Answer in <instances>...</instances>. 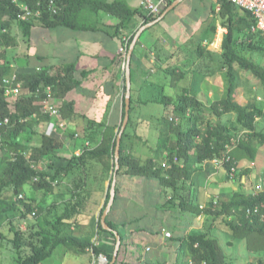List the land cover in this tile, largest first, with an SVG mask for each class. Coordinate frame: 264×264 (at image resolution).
<instances>
[{"label": "trees", "instance_id": "1", "mask_svg": "<svg viewBox=\"0 0 264 264\" xmlns=\"http://www.w3.org/2000/svg\"><path fill=\"white\" fill-rule=\"evenodd\" d=\"M26 3L33 10L39 9L41 15L32 21H21L17 18L18 6L13 0H0V118L8 116V124L0 127L1 148L9 153L5 158V165L0 174V228L8 223L14 232L13 242L19 252L22 248H28L27 254H18L15 264H39L50 257L58 246H64L75 254L83 255L90 248L96 255H104L109 264L112 260L116 238L113 232L105 230L100 222L101 215L110 197V185L106 193L104 205L100 210L99 217L95 220L97 233L109 237L108 242L103 239L95 243L90 237H79L70 232V228L78 225L80 217L83 215L85 207L86 168L89 162L103 161L112 159V171H114V152L116 147L117 134L120 131L122 121L125 115V102L123 96L122 102V120L118 126V131L114 133L113 128L105 126L102 139L98 145L93 148H84L79 154H73L66 159L65 164L56 167L54 172L37 168L36 164L45 156H49L59 151L63 147V142L46 134V128L51 117L44 112L41 104L45 99L44 87L50 86L53 90L62 89L68 91L73 87L80 85V80L72 77L71 66L65 67L64 74H50L46 70H40L33 74H17L18 80L26 86L29 91H35L41 87L37 96L22 97L16 101L14 110L10 112L9 101L4 95L3 79L11 74V64L7 59L6 51L9 48L18 45L16 31H13V25L23 31V36L28 37L33 26L55 27L64 26L74 30H97V22L87 21V16H98L100 13H106L118 18L115 25V34L119 30L131 32L127 43V50L133 40V37L139 29L138 22L141 19V26L155 20L169 6L173 0H169L159 14L153 15L145 13L142 8H131L125 0H53L57 12L53 13L50 7V0H17ZM220 5L218 15L222 26L227 30L221 43L222 68L226 69L227 90L225 95L219 100L206 105L196 96L184 94L177 100L168 98L164 101L165 105L173 104L178 108L182 115H186V121L191 124L189 128H183L179 124L165 121L163 137L159 140V147L168 150L170 156L167 159V168L157 166L153 159L148 158L144 162L133 159L124 152L123 143L127 135V128L131 124V112L134 105L133 88L131 87V99L129 120L123 131L120 142L119 168L116 176L127 175L130 178L138 179H156L159 184L172 191V195L165 202L174 204L178 200L177 206L182 212H189L195 216L202 213L211 215L213 219L221 218L230 229L232 236L236 239L245 240L246 247L251 252H264V191L256 194H249L237 190L232 195L223 200L220 208L211 210H201L193 205L190 200L191 187L195 186L196 177L199 175L203 163L215 158H221L227 151V147L232 144L233 136L227 130L224 124H208L200 130L197 126L202 122L203 112L209 111L220 117L227 113L236 115V130L242 132L240 139L230 152L231 160L224 164L229 173L230 167L235 166L236 160L242 154L253 158V141L264 144V131L256 129L258 119L264 117L262 108L254 103L241 105L234 100L235 89L237 87V76L235 66L250 71L253 75L264 82V68L249 60L239 53L234 46V31L238 29L246 30L249 37L258 36L262 41L260 32H252L253 19L247 11L238 8L228 0H217ZM15 29V28H14ZM251 49H264V46L258 44H248ZM166 72L169 70L166 69ZM172 77L178 79L185 72L171 71ZM126 91V86H125ZM71 103H64L60 107L61 117L71 120ZM189 110L190 114H185ZM35 114V116H33ZM69 118V119H68ZM41 127L42 130H41ZM30 131L33 135L40 136L38 144L31 146V153L26 156V143L20 140L19 134ZM174 136V137H173ZM199 142H195V137ZM193 151V152H192ZM108 167H110L108 165ZM236 167V166H235ZM69 177L73 185L70 188V194L58 210L57 203L50 204L42 208L34 197L27 200H17V195L21 193L25 186L32 184L36 190H52L53 180L58 176ZM239 180L240 174H238ZM37 178V180L35 179ZM237 180V178H234ZM188 182V184H187ZM14 191V195L8 196V191ZM187 190L185 195L182 194ZM114 203L107 215L106 222L113 229L118 231L121 237V246L117 259L114 264L121 262L120 257L122 248L125 245V235L110 216L114 212L118 201L120 200L119 182L117 178L115 188ZM144 204V202L142 203ZM257 212L247 214V210ZM45 212L43 221L36 220L21 229L17 222L28 219L33 212L37 214ZM39 213V214H40ZM38 214V215H39ZM236 215L233 220H227L226 216ZM132 223V222H131ZM125 225V222L122 223ZM149 232L147 229H141ZM111 237V242H110ZM175 242L179 243L182 254L191 260L193 264H225L226 255L223 252L218 238L209 231H199L189 233L186 237L172 236ZM100 240V239H99ZM108 245H112V250H107ZM256 264H264V257H258Z\"/></svg>", "mask_w": 264, "mask_h": 264}, {"label": "rangeland", "instance_id": "2", "mask_svg": "<svg viewBox=\"0 0 264 264\" xmlns=\"http://www.w3.org/2000/svg\"><path fill=\"white\" fill-rule=\"evenodd\" d=\"M168 1L169 0H165L164 5L161 6V10ZM165 20H167V18ZM13 26V31H17L15 24ZM226 32L227 30L224 29L223 37ZM129 33L126 34L125 44L121 49L123 55V72H125L126 68L127 43L131 36V32ZM18 35L23 36V31L20 30L19 34L17 33V36ZM215 37L208 40L206 46H209L211 50H218V53L205 50L204 48L205 52H212V54L207 55L206 59L203 58V61H206L205 67H207L205 73L212 80L211 86L206 89L207 97L205 96L203 98L206 105H210L213 101L222 98L226 93L228 85L226 69L222 68V41L220 45H217V43L213 44L216 42ZM261 38L262 41H259L258 36L249 37L246 30L239 31L236 29L234 31V46L239 50V53L264 68V49L253 50L248 47L250 43L262 44L264 46V36H261ZM22 41L26 43L25 39ZM23 42H21V44H23ZM23 48H19L21 51L18 50V52L16 51L17 48L6 51L7 59L11 64V74L8 75V77L14 73L23 74L25 72L21 68L17 69L21 66L18 61L23 58ZM186 52L188 53V51ZM189 63L190 62L186 64ZM191 65L193 66V70L186 71L185 74L191 72L194 74V77H199V74L204 73L202 62L196 63V61H194ZM166 69H169V71L166 72ZM172 69V64H166L164 70L156 72L151 86L137 85L134 87L131 81V87L134 91V105L131 112V124L127 128V135L123 143L125 154L131 158L141 162L151 158L157 166H163L164 168H167V159L170 154L168 150L159 147L158 143L160 138L163 137L162 132L164 130L165 121L170 122L172 118V122L179 124L183 128H189L191 124L189 121H186V115L183 116L182 113L178 111V108L174 106V103L165 105L164 101L168 98L177 100L180 96L187 93L194 96H196V94H202V89L199 86H190L187 79L183 80L172 77L169 73ZM36 72V70L33 71V73ZM235 73L237 76V87L235 89L234 100L241 105L254 103L260 106L264 111V82L250 71L241 69L238 66H235ZM197 82L199 83V80ZM124 92L125 82L123 79L120 88L121 99ZM33 95H38L36 90L29 91L28 88L26 86L23 87L22 84L19 96L16 98L5 96L9 101L8 107L10 112L14 110L17 100L22 97ZM44 95L48 96L45 91ZM56 102L55 97L53 100L48 97V103L45 105L42 100L41 104L43 107L56 106L59 109V104ZM185 114H190V111L187 110ZM121 118L122 114L117 117L106 115L99 118H87L85 115H79L66 121L67 123L64 127L56 125L50 131L46 128V132L49 136L63 142V147L54 154L45 156L40 160V162L36 164L37 168L53 173L56 167L65 164L66 159L73 154H80L84 148H93L98 145L102 139L105 126L113 128L114 133H116L121 123ZM51 121H53L54 124L57 123L56 118H51L50 122ZM217 122L226 126L227 130L230 131L233 136L232 142L236 144L242 132L236 130V115L234 113H227L218 117L209 111H204L202 122H199L197 126L202 130L208 124H215ZM40 128L42 130L43 127L40 126ZM256 129L264 131V117L257 120ZM18 137L27 145L25 152L26 156L31 153V146L38 144L40 141L39 134L31 137L29 130L22 132ZM194 141L199 142V138L196 136ZM252 147L254 149L253 158L243 154L237 158L235 163L237 172L234 177L229 175L225 166L216 167L211 161L203 163L199 175L196 177L195 186L190 189V200L193 205L199 207L201 210H215L220 208L221 202L228 199L234 191L240 190L249 194H256L264 191V144L253 141ZM9 155V153L5 152L0 147V174L5 165V158L9 157ZM112 162V159L89 162L86 168L88 178L85 187L88 197L85 201L83 215L80 217L78 225L70 228V232L74 235L79 237H90L91 241L97 244L101 241V245H103V239L106 235L97 233L95 220L100 215V210L104 205L106 193L110 185V179L113 175L111 168ZM108 165L110 167H108ZM238 174H240L241 180H239ZM116 178H118L119 182L120 200L110 218L119 225L125 235V245L122 248L120 257L121 262L119 264H189V260L186 259L181 251L179 254L173 255V257L168 255V251H170L174 245L172 236L175 235L171 229L173 225H177L175 229H177V234L181 235H183L184 231L190 226L196 227L191 230L192 232L209 231L213 236L218 238L219 244L227 257L225 264H256L258 257H264V252H251L247 249L245 240L234 238L229 227L222 222L221 218L213 219L211 215L205 213H202L201 217H198L189 212H182L177 206L178 200L174 201V204H166L165 202L172 195V191L163 188L158 180L132 179L127 175L116 176ZM234 178H237V180ZM244 178L245 180L243 181ZM51 185L53 188L52 190L46 188L36 190L32 184H28L16 198L18 201H22L27 200L29 197H34L43 209L50 206V204L57 203L59 207L58 210L60 211L62 207L60 203L69 196L73 182L69 177L61 175L56 177ZM186 193L187 190L182 192L183 195ZM7 194L11 196L15 193L9 190ZM20 194L22 197H20ZM130 201H132L134 205L136 204V206V202H144L146 205L140 207L142 208L140 212L138 209L127 215V206ZM39 213L40 212L37 210V214H30L28 219L17 222V225L20 228L23 226L21 229H25L26 226L36 220L37 216V220L40 222L43 221L45 212ZM236 215L237 214H234L223 218L230 221L235 219ZM138 220L140 221L137 223L136 221ZM123 222H125V225L122 224ZM133 225L143 226L145 229L149 230L150 235L140 237L137 240L128 238L127 231L129 228H133ZM10 227L11 225L6 223L0 228V264H15V259L18 254L24 255L27 254L28 251V248H22L19 252L17 251L18 249L13 242L14 232ZM164 230L170 231L171 237L164 239L162 243H160L161 246H159V241L162 240L159 236L163 234ZM158 238L159 241H157ZM162 246L164 247L162 248ZM61 247L63 246L58 247L53 255L45 260V263L53 261V263L56 264L59 260L58 256L61 253ZM107 247V250H112L111 244L108 245L107 243ZM74 258L79 259V264H102V258L105 260L104 264L108 263V259L103 254L96 255L91 248L85 254Z\"/></svg>", "mask_w": 264, "mask_h": 264}, {"label": "crops", "instance_id": "3", "mask_svg": "<svg viewBox=\"0 0 264 264\" xmlns=\"http://www.w3.org/2000/svg\"><path fill=\"white\" fill-rule=\"evenodd\" d=\"M125 1L131 8H142V0ZM152 1L157 2L158 0ZM219 9L220 5L217 0H183L162 20L145 29L135 44L130 61L133 86H151L155 73L164 70L166 64L173 65L172 71L186 72L193 70L191 64L194 61L202 62L204 73L199 74V77H194V74L188 72L178 79H187L190 86H199L202 94H196V97L205 103L203 98L212 80L205 73L207 67H205L206 61H203V58L206 59L207 55L212 54L213 51L218 53V50H211L206 45L208 40L215 36L216 42L213 44L219 43L220 45L225 29L218 15ZM143 11L147 13L146 10L143 9ZM86 20L97 22V30H74L64 26H33L28 37L18 35V45L9 49L17 48L18 52L24 47L23 58L18 61L21 66L17 68L24 70L23 74H33L35 70H46L50 74L62 75L65 67L73 68L72 77L80 80L79 86L68 91L62 89L55 91L50 86L44 87L46 93H48L47 87H50V93L45 99L49 97L53 100L55 97L56 103L59 104V111L64 103H71L70 119L79 115H85L87 118H99L106 115L117 117L122 114V102L125 95L124 92L122 99L120 98L123 79L125 82L121 49L129 31L121 29L116 35L115 25L119 20L106 13L87 16ZM141 22L140 19L139 26ZM20 30L17 29L16 34H19ZM23 39L26 43L22 41ZM204 48L212 52H205ZM188 62L191 64H186ZM136 203L137 206L132 201L128 203L127 215L133 213L134 210L141 211L142 203ZM133 226L127 231L128 238L137 240L150 235L149 232L141 230L145 229L143 226ZM176 226L173 225L171 228L174 235L185 237L196 228L190 226L181 235L177 234ZM159 238L162 240L159 241ZM159 238L157 241L161 246L160 243L166 238L163 234ZM104 240L108 241L109 237L105 236ZM179 253V243L174 241L168 255L173 257ZM77 256L79 255L63 246L56 264H79V259L74 258ZM45 260L39 264H54L53 261L45 263Z\"/></svg>", "mask_w": 264, "mask_h": 264}, {"label": "built area", "instance_id": "4", "mask_svg": "<svg viewBox=\"0 0 264 264\" xmlns=\"http://www.w3.org/2000/svg\"><path fill=\"white\" fill-rule=\"evenodd\" d=\"M234 5H236L238 8L247 11L250 16L253 19V25L251 27L252 32H260L264 34V0H228ZM13 2L16 3L18 6V12H17V18L21 21H32L33 19L39 17L41 15V11L39 9L33 10L30 8L29 5L23 2H18L17 0H13ZM165 0H159L158 2H154L152 0H142L141 7L146 10L148 13L157 15L161 11V6L164 5ZM50 7L52 8V12L56 13L57 8L55 6V2L53 0H50ZM3 85H4V94L5 96H10L12 98H16L21 93L22 89V83L18 80V76L16 73L12 74L9 77H5L3 79ZM41 92L40 88L36 89V93L39 94ZM47 94L50 93V87H47ZM44 104L46 105L48 103V98L43 99ZM43 110L45 113H47L51 118H56V124L51 121L47 127V130L50 131L52 128H54L56 125L59 127H64L66 125V119L61 117L60 111L56 106H44ZM35 116V114L33 115ZM172 119V118H171ZM10 121V118L8 116H5L3 118H0V127L8 124ZM47 133V132H46ZM48 135V133H47ZM1 133H0V141H1ZM235 143L232 142L230 146L227 147L226 153L221 158H215L211 160V162L216 167H222L224 164L231 160L230 152L234 148ZM237 170L235 166L230 167L229 175L231 177H234ZM37 180V178H35ZM20 197L22 195L20 194ZM257 212L258 208L256 207L254 210L248 209L247 214H251L252 212ZM35 213L33 212L32 215ZM264 216H262L263 218ZM23 228V226L21 227ZM163 235L165 238L171 237V232L164 230ZM149 249V248H148ZM189 264H193L191 260H189ZM201 264H206L205 261H203Z\"/></svg>", "mask_w": 264, "mask_h": 264}, {"label": "water", "instance_id": "5", "mask_svg": "<svg viewBox=\"0 0 264 264\" xmlns=\"http://www.w3.org/2000/svg\"><path fill=\"white\" fill-rule=\"evenodd\" d=\"M183 0H173L172 3L167 6V8L165 10H163V12L153 21L142 25L137 32L135 33L133 40L129 46V49L127 51V55H126V68H125V86H126V91H125V96H124V102H125V115L122 121V125L120 128L119 133L117 134V138H116V147H115V152H114V171H113V177H112V181H111V186H110V197L109 200L105 206V209L103 210V213L101 215V225L102 227L107 230V231H111L114 233L115 238H116V242H115V246H114V251H113V256H112V260L109 264H114L117 256H118V252L121 246V237L118 233V231L113 230L106 222V218L108 213L111 210V207L114 203V198H115V188H116V173L117 170L119 168V156H120V142H121V137L123 134V131L126 128V125L128 123L129 120V110H130V99H131V70H130V61H131V57H132V53L135 47V44L137 42V40L139 39L140 35L142 34V32L151 27L153 24L159 22L160 20H162L165 15L170 12L171 10H173L179 3H181Z\"/></svg>", "mask_w": 264, "mask_h": 264}, {"label": "bare ground", "instance_id": "6", "mask_svg": "<svg viewBox=\"0 0 264 264\" xmlns=\"http://www.w3.org/2000/svg\"><path fill=\"white\" fill-rule=\"evenodd\" d=\"M220 35H221V34H220ZM218 44H219V43H218ZM218 44H217V45H218ZM104 262H105V260H104V258H102V259H101V263L104 264Z\"/></svg>", "mask_w": 264, "mask_h": 264}]
</instances>
